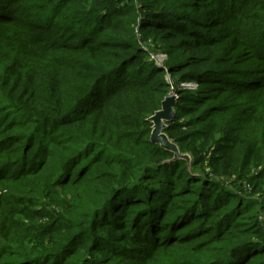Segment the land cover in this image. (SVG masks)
<instances>
[{"label":"trees","instance_id":"1","mask_svg":"<svg viewBox=\"0 0 264 264\" xmlns=\"http://www.w3.org/2000/svg\"><path fill=\"white\" fill-rule=\"evenodd\" d=\"M135 29L165 44L166 64ZM167 71L202 99L264 95V0H0V226L11 236L12 206L36 208L43 188L73 193L32 250L0 234V264H264V198L224 191L264 192V113L193 118L222 143L174 160L150 139Z\"/></svg>","mask_w":264,"mask_h":264},{"label":"rangeland","instance_id":"2","mask_svg":"<svg viewBox=\"0 0 264 264\" xmlns=\"http://www.w3.org/2000/svg\"><path fill=\"white\" fill-rule=\"evenodd\" d=\"M117 1L118 0H115V3ZM118 5L120 6L121 4L119 3ZM173 21L176 26H179L180 24H182L181 26L188 24L183 23L185 21ZM135 34L143 48H150L151 57L156 60L155 64L162 67V65L169 60V56L166 55V53L164 52V50H166V46L163 42L159 41V39H156L153 36H150L148 38L144 37L146 41H143L142 34L138 29H135ZM165 81L170 85L169 94L175 98L176 105L173 109V120L171 121V126L169 127L171 131H166V133L164 131V133L167 135V137L172 143H174V140L172 139L173 137L177 136L181 139L186 138V144H174L178 147L181 155H189L191 159L192 157L189 153L181 152L180 146L190 148L198 147L200 150L203 151L204 154L207 155V158L210 159L209 156L211 158L214 157L213 154L215 152V149L218 148L219 145L222 143V141L213 143L210 142V140L208 139L207 129L204 128V125H201L200 127L193 126V124L190 122L193 118L202 117L204 119L209 120L213 112L216 111L220 114H223L224 118L226 117L227 119H233L232 122L236 121L237 118L240 116V119L243 120V118L246 116V119L243 121V123H246L251 122L252 117L257 116L258 114L262 115V112L264 113V95H259L256 92L250 94L246 98H241L239 95H234L230 92L227 93V89H220L219 91H215V93L217 92L219 96L218 100H211L210 98L205 96L203 97V100L200 95L201 87H199L200 83L198 81L183 82L182 80H180L179 77L173 76L171 73H169V71H167L166 73ZM212 86H216L217 89L220 88L219 86L222 85H220L219 83H212ZM209 88V90L214 89V87ZM192 110L194 113H190ZM166 125H168L167 122ZM227 126L228 125L226 124V128ZM188 138H190V140L193 142L192 145L191 142H189ZM263 140L264 138L261 137L257 141L259 144H261ZM210 177L214 180L212 181V185L219 187L215 190H219L220 192H222V189H220V187L222 186V188L224 189L225 186L223 187V185H221V182L227 184V179L218 178L216 175L213 174H211ZM245 188L246 192L244 190H241L240 193H237L235 192L236 190H238L236 189V187L232 188L230 186H227L224 191L230 195L235 194L236 196H240L244 199L255 198L257 202H262L264 198V192L261 188L254 189L257 190V193L250 192L252 188L249 185L244 184V189ZM46 191H48L46 188L42 189V195L38 196L40 198L37 199L36 208H31L28 203L22 202H18L17 204L12 206V208L14 210L17 209L19 213L16 212L14 214L13 220L10 222V224H8V226L15 227L14 229L12 228L10 231H8L11 236H8L7 233L3 231V227L0 226V234L3 237L7 236L6 240L9 244V247L13 246L12 250H15V248H23L20 250L21 252L32 250L30 249L31 242L38 240V238L42 235V232H44L42 231L41 226L47 224L48 217L47 213L45 212L56 211L57 214L63 215L66 211L59 207V199H73L72 192L63 194L64 190H59L58 193L54 191L51 195L45 196ZM2 193L3 192L0 190V195ZM141 198H143V196H140L138 198L131 197L130 199L131 201L136 202ZM208 201H206L204 204H209ZM214 202L215 201H210L209 206L213 207L215 205ZM28 208L33 212L34 215L32 217L29 215V217L30 219L32 218V220L37 221L38 228L34 227L32 223H29V220L25 217H21V214H28ZM77 208L78 204H76L75 202L69 204L68 213L71 217H75L73 213L77 212ZM37 211L41 212V214H36L35 212ZM261 220L264 224V214L263 216H261ZM0 225H2L1 220ZM17 243L20 245H15Z\"/></svg>","mask_w":264,"mask_h":264},{"label":"water","instance_id":"3","mask_svg":"<svg viewBox=\"0 0 264 264\" xmlns=\"http://www.w3.org/2000/svg\"><path fill=\"white\" fill-rule=\"evenodd\" d=\"M176 100L170 94L162 102L161 110L157 111L149 121L153 123V130L151 133V142L160 145L165 150L174 153V160L184 159L190 162L191 158L189 155H181L178 147L170 141L167 135L164 133L167 125L166 122L173 120L174 107Z\"/></svg>","mask_w":264,"mask_h":264}]
</instances>
